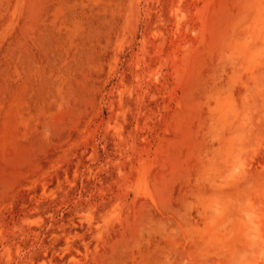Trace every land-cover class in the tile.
Masks as SVG:
<instances>
[{
  "label": "rangeland",
  "instance_id": "374dc122",
  "mask_svg": "<svg viewBox=\"0 0 264 264\" xmlns=\"http://www.w3.org/2000/svg\"><path fill=\"white\" fill-rule=\"evenodd\" d=\"M0 264H264V0H0Z\"/></svg>",
  "mask_w": 264,
  "mask_h": 264
}]
</instances>
